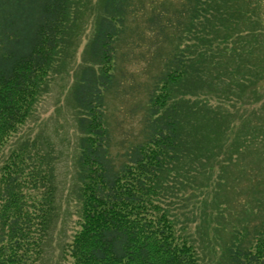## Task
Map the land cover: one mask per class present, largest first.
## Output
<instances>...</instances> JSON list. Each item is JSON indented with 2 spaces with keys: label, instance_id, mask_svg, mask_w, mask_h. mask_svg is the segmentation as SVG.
I'll return each mask as SVG.
<instances>
[{
  "label": "trees",
  "instance_id": "1",
  "mask_svg": "<svg viewBox=\"0 0 264 264\" xmlns=\"http://www.w3.org/2000/svg\"><path fill=\"white\" fill-rule=\"evenodd\" d=\"M81 1L0 0V153L66 65L86 18L95 19L84 51L91 59L69 87L79 133L71 191L80 210L63 256L72 264H203L187 226L166 207V190L197 170L206 186L221 168L215 189L226 182L232 213L226 206L230 214H209L223 228L236 222L222 241L226 257L264 264V0ZM140 25L170 47L153 55L163 66L139 139L113 153L106 97L121 89L120 50ZM214 98L229 111L208 105ZM50 156L24 143L0 160V264H44L68 210Z\"/></svg>",
  "mask_w": 264,
  "mask_h": 264
},
{
  "label": "rangeland",
  "instance_id": "2",
  "mask_svg": "<svg viewBox=\"0 0 264 264\" xmlns=\"http://www.w3.org/2000/svg\"><path fill=\"white\" fill-rule=\"evenodd\" d=\"M86 1L82 0L81 2ZM168 3L174 6L179 5L177 0H168ZM97 9V6L94 7V11H98ZM95 25L94 16L90 13L84 22L83 34L76 44L77 46H73L70 54L64 59L66 65H60L54 69L48 79V86L38 99L31 118L0 153V160H2L12 149L18 148L24 143H35L41 147L43 152L46 151L48 156L51 153L50 157L53 158L52 162L60 184V197L65 201L63 206L68 210L64 212L63 218L60 216L59 221L55 222L46 249L44 264H72L69 257L63 256L61 249L64 241L71 239L77 227L80 210L75 201L76 193L71 191L74 187L73 184L77 181V177L74 175V163L79 133L75 125L69 87L89 58L91 59L87 56L88 50L84 51L94 34ZM161 45L153 33L140 25L138 31L132 30L128 33L124 45L121 47L120 59L122 62L119 57L118 59L119 67L122 68L120 67L117 71L123 81L121 89L118 93H110L106 97V119L112 136L113 153H117L121 147H127L139 139L143 128V114L149 105L150 90L163 66L161 60L154 59L153 55L157 54L158 50L162 54L166 53L170 47L164 45L160 48ZM208 105L223 112L229 111L230 108L228 101L217 98H214L211 103L208 102ZM225 156L226 154H223L220 159ZM220 169H215L214 174L207 178L209 180L206 182V186H203V178H198L200 175L197 174V170L191 174H183L182 179H176L177 189L166 190L167 197L165 198L168 204L166 207L170 208L171 206V209H174L172 213L176 216L175 219L187 226L201 252L203 264H230L222 241L225 242L229 237L226 230L231 229L232 224H236V222H233L232 216L227 228H223L219 225V219L215 215L209 214L210 212L215 214V209L218 208L224 210L225 214H230L226 206L232 213L233 203L231 195H228L229 187L226 192L223 191L226 182L220 186L217 185L215 189V174L221 179L225 175L219 171ZM189 175L190 177H188ZM245 191L246 188L242 184L236 188L240 198H245ZM219 193H221L220 197L215 199ZM207 196H210L211 200L206 205L204 200ZM241 207L239 206V209Z\"/></svg>",
  "mask_w": 264,
  "mask_h": 264
}]
</instances>
